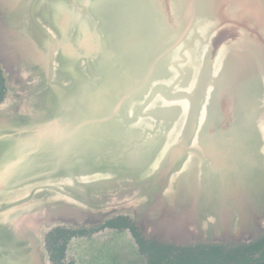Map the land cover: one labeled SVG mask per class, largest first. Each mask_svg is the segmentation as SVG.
Returning <instances> with one entry per match:
<instances>
[{
    "label": "water",
    "instance_id": "95a60500",
    "mask_svg": "<svg viewBox=\"0 0 264 264\" xmlns=\"http://www.w3.org/2000/svg\"><path fill=\"white\" fill-rule=\"evenodd\" d=\"M0 70V264L117 214L176 246L264 233V0H0ZM124 233L78 261L145 264Z\"/></svg>",
    "mask_w": 264,
    "mask_h": 264
},
{
    "label": "trees",
    "instance_id": "16d2710c",
    "mask_svg": "<svg viewBox=\"0 0 264 264\" xmlns=\"http://www.w3.org/2000/svg\"><path fill=\"white\" fill-rule=\"evenodd\" d=\"M5 93V82L0 70V102ZM113 228L129 227L139 244L140 250L145 254L159 257L168 256L174 250V246L153 240L144 242L138 228L133 224L129 215L117 214L105 219L100 227ZM98 227V228H100ZM91 229L90 227H88ZM86 227L73 229L65 225L55 226L44 233L45 248L49 253L52 264H64V249L66 242L73 235H85ZM182 252L183 264H264V233L249 243H241L226 248L222 244L193 243L185 246H177ZM150 251H153L151 253ZM178 253V252H177Z\"/></svg>",
    "mask_w": 264,
    "mask_h": 264
},
{
    "label": "rangeland",
    "instance_id": "374dc122",
    "mask_svg": "<svg viewBox=\"0 0 264 264\" xmlns=\"http://www.w3.org/2000/svg\"><path fill=\"white\" fill-rule=\"evenodd\" d=\"M55 226H60V225H51L49 227H46L45 229H43V234H42V240H43V247L48 255V262L49 264H52L49 260V253L45 248V243H44V233L47 232L49 229H51L52 227ZM67 226V225H65ZM67 227H71V226H67ZM82 227V226H80ZM73 229H78V227H71ZM123 239L125 238V233L124 235L122 234V230H114V229H106L104 230H100L98 233H90V234H85V235H74L71 236L68 241L66 242V244L69 245L68 251L66 252L67 257H73L75 259V264H82L83 261L86 262V260H89V254L91 253L90 248H96L97 245H105V244H111L116 238ZM72 239V240H71ZM71 240V241H70ZM203 244H208V243H203ZM240 244V243H239ZM233 246L236 245H231L230 248H232ZM101 247V246H99ZM224 247L229 248L227 246L224 245ZM117 248V247H116ZM96 251H98V247L96 249ZM121 255L123 254H118V260L117 262L120 264V259L124 258L121 257ZM105 256V255H104ZM78 258H83V261H78ZM66 260L64 258V264H65ZM107 263V260H106ZM221 264H226V263H221Z\"/></svg>",
    "mask_w": 264,
    "mask_h": 264
},
{
    "label": "flooded vegetation",
    "instance_id": "af4514ba",
    "mask_svg": "<svg viewBox=\"0 0 264 264\" xmlns=\"http://www.w3.org/2000/svg\"><path fill=\"white\" fill-rule=\"evenodd\" d=\"M102 224L103 223H100L98 225H90V226H82V227H86L87 228L86 232L89 233V234L90 233H94V232L96 233V232H98L100 230L107 229V228L115 229V230H119V231L124 230L126 228L129 229V227H124V228H121V229L108 227V226L100 227ZM88 227H90L91 229H89ZM98 227H100V228H98ZM133 237L135 238L134 235H133ZM142 239H143V237H142ZM143 241L144 242H148V241H146L144 239H143ZM135 242L138 244V242L136 241V238H135ZM170 245H173V244H170ZM173 246H174L173 247L174 250L172 251V253L168 254V256H162V257L157 256V254L156 255H151V254L149 255V253L145 254L144 252H142L140 250L139 244H138V250L145 257V264H183L182 256H179V255L182 254V252L180 251V248H177L176 245H173ZM65 247H66V245H65ZM150 252L153 253V251H150ZM64 254L66 255L65 249H64ZM65 260H66L65 264H75V259L73 257L65 256Z\"/></svg>",
    "mask_w": 264,
    "mask_h": 264
}]
</instances>
